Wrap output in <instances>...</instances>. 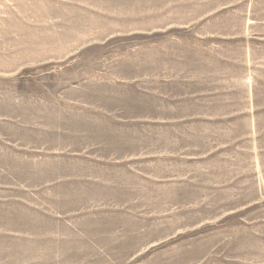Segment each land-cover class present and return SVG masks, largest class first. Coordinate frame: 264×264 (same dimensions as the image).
Segmentation results:
<instances>
[{
  "label": "rangeland",
  "instance_id": "rangeland-1",
  "mask_svg": "<svg viewBox=\"0 0 264 264\" xmlns=\"http://www.w3.org/2000/svg\"><path fill=\"white\" fill-rule=\"evenodd\" d=\"M0 264H264V0H0Z\"/></svg>",
  "mask_w": 264,
  "mask_h": 264
}]
</instances>
